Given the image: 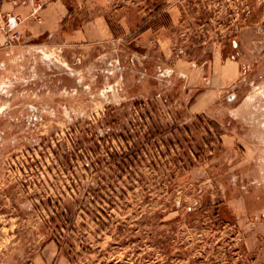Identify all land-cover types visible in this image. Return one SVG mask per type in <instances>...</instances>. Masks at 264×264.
Returning a JSON list of instances; mask_svg holds the SVG:
<instances>
[{
	"label": "rangeland",
	"instance_id": "374dc122",
	"mask_svg": "<svg viewBox=\"0 0 264 264\" xmlns=\"http://www.w3.org/2000/svg\"><path fill=\"white\" fill-rule=\"evenodd\" d=\"M14 1L0 264H264L263 157L246 145L264 149V0H58L44 33L53 0H26L35 26L10 22ZM211 80L218 102L192 113Z\"/></svg>",
	"mask_w": 264,
	"mask_h": 264
},
{
	"label": "crops",
	"instance_id": "0c3cea01",
	"mask_svg": "<svg viewBox=\"0 0 264 264\" xmlns=\"http://www.w3.org/2000/svg\"><path fill=\"white\" fill-rule=\"evenodd\" d=\"M25 2H22V0L14 1L15 4L14 6L16 7H11L10 4L4 3V8L7 10L13 9L15 14H17L15 17H13L10 22L15 23L16 25L19 23V19L21 20L20 22H25L26 25L29 24L31 26H35V21L32 16V10H31V3L28 1L24 0ZM42 15V21L41 24H38L39 26V33H44L48 31H52L57 26L59 25L60 21L66 17V10L63 6V4L58 1V0H53L51 3L46 5L41 12ZM17 19V20H16ZM86 34V37H90V31L84 30V36ZM233 59V58H232ZM227 66L229 64H226ZM229 67H232L234 70H236L235 65H231ZM190 68V73H199V69H197L196 65H191L189 66ZM226 72V73H225ZM223 72V77L224 80L225 78L228 79L230 77V74L225 70ZM219 89L220 86L217 87L216 84L214 83L213 80L210 81L209 86L205 87L202 91L198 92L195 96L193 101L190 103V111L192 113H206L214 104L218 102V96H219ZM251 125V124H249ZM254 125V124H252ZM262 127H264V119L260 123ZM234 137L238 141L241 140V137L239 135H236L235 133H232ZM231 135V136H232ZM249 139L246 141V145L249 148V156L252 157H263V166H262V173L264 176V149L261 150L260 148H257V146L250 145ZM262 151V152H261Z\"/></svg>",
	"mask_w": 264,
	"mask_h": 264
},
{
	"label": "trees",
	"instance_id": "16d2710c",
	"mask_svg": "<svg viewBox=\"0 0 264 264\" xmlns=\"http://www.w3.org/2000/svg\"><path fill=\"white\" fill-rule=\"evenodd\" d=\"M65 205H64V207H66L67 206V204L66 203H64ZM63 217V216H62Z\"/></svg>",
	"mask_w": 264,
	"mask_h": 264
}]
</instances>
